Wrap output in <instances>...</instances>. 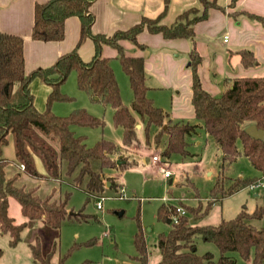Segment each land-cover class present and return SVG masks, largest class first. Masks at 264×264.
Listing matches in <instances>:
<instances>
[{"label": "trees", "instance_id": "obj_1", "mask_svg": "<svg viewBox=\"0 0 264 264\" xmlns=\"http://www.w3.org/2000/svg\"><path fill=\"white\" fill-rule=\"evenodd\" d=\"M169 1L164 0V9L157 17H142L130 28L117 30L110 36L92 33L94 17L89 11L90 0L36 2L30 34L32 40H62L64 22L70 16L78 17L80 34L70 52L59 56L49 66L38 67L30 72L25 71L22 37L0 31V230L9 233L11 246L18 243L25 223L14 224L8 215V197L17 200L23 216L34 221L43 219L53 229H59L64 220L70 217L66 210L68 192L61 199L55 198L53 193L40 197L36 188L16 185L19 173L11 176L6 174V167L11 163L23 165V171L32 177L54 179L71 187L82 188L87 197L91 198L105 190L107 181L110 183L108 188L116 190V172L135 163L124 154L130 150H157L160 163L168 165L172 164L173 158L184 162L195 155L189 149L191 142L188 138L196 133L198 126L188 122L166 123V114L147 95L149 87L146 84L144 58L124 52L122 41H129L143 49L144 45L137 41V36L146 30L151 34H161L166 39L185 38L191 41L189 61L193 115L202 123L206 134L222 153L220 170L206 204L198 202L193 206L179 201L178 205L162 203L158 207V218L171 223V227L157 237L160 251L157 264H235L232 253L250 260L251 264L263 263L264 228L255 227L250 219L261 218L264 215V205L256 207L251 214L242 210L235 217L222 219L215 225H200L196 221L219 198L227 197L256 182L238 177L223 186L226 166L235 161L241 152L264 175V141L253 139L244 131L249 124H255L264 131V76L232 78L231 84L218 96L205 90L198 72L201 56L195 48L193 26L206 19L209 9L217 7L216 0H198L200 9L185 10L170 25H163L160 19ZM235 1L232 0L233 3ZM246 14L264 27L263 16L248 12ZM87 37L93 40L95 48L92 58L84 61L78 48ZM103 45L115 49L116 58L128 77L132 91L129 107L122 105L118 84L110 65L111 57L102 55ZM240 58L244 67L257 64L256 58L248 50H241ZM71 71L76 74L79 89L113 108V124L122 129L121 145L100 139L94 145L87 146L84 136L75 135L71 126L94 128L104 125L102 119L92 116L85 109H76L65 116H58L50 111L52 102L70 99L60 92V87ZM36 77L49 86L46 108L43 111L34 106L29 89L30 82ZM138 123L141 124L142 141L136 128ZM33 127L47 137L49 142L36 139L32 134ZM10 136L13 137V160L3 155ZM238 142L241 152L237 148ZM33 154H38L43 160L44 173L34 164ZM177 207H182L185 214L179 215ZM173 214H178L177 223L171 220ZM198 236L217 246L220 253L217 259L210 252H196L194 242ZM133 243L136 248L133 259L139 264H147L148 251L139 223ZM31 252L36 264H50L52 252L42 255L38 243L31 245ZM58 264L63 262L60 260Z\"/></svg>", "mask_w": 264, "mask_h": 264}, {"label": "rangeland", "instance_id": "obj_2", "mask_svg": "<svg viewBox=\"0 0 264 264\" xmlns=\"http://www.w3.org/2000/svg\"><path fill=\"white\" fill-rule=\"evenodd\" d=\"M242 18L246 17L241 13L234 15V17L232 16L231 27L236 28L240 33L243 32V35L245 32L248 34L247 37L243 36L242 40L245 41L239 44L238 47L234 48L231 44L232 42L227 43L224 41L225 43H222L223 40H219L222 36L221 33L215 34L212 39L220 45L222 51L230 50L234 55L237 53L235 50L253 51L258 62L254 66L243 67L245 72L241 75L264 76V35H262L264 29L259 27L260 29L258 30L251 28L252 30L246 31L247 27H244L245 23L242 22ZM249 22L256 24L254 21ZM231 35L235 36L234 32ZM261 35L263 42L255 43L254 41H258ZM110 50H113V48L111 47ZM124 52L128 54L129 50L124 47ZM176 53L179 58L182 56V53ZM110 57V65L118 84L122 105L129 107L132 91L128 77L123 72L116 54ZM247 70L248 72H246ZM31 84V90L35 95V103L37 105L41 103L42 108L39 107V110L43 111L46 108L47 95L45 96L42 90L48 91L49 86L39 77L34 78ZM215 85H217L219 91L217 90L214 95L218 96L221 94L224 85L223 82ZM60 92L70 99L51 103L50 111L55 115L65 116L76 109L82 108L92 116L103 120V127L71 126L75 135L85 137L87 146L94 145L100 139H107L116 144L121 142L122 129L115 127L113 124V108L105 106L101 100L94 99L87 91L79 89L74 71H71L61 84ZM148 95L155 99L157 106L162 107L169 113L173 112L170 99L174 95L173 89L165 88L164 91L159 93L151 90ZM183 115L186 117L183 118L184 120H173L171 123L188 122L192 124L196 121L193 117L186 114ZM198 122L202 124L200 121ZM32 134L38 140L49 142L47 137L34 127L32 128ZM188 140L191 142L189 149L195 155L193 158L184 161L183 164L173 166L176 170V174L172 178L174 183H171L170 179L164 180L162 178L158 168L160 163L150 162V164H146L138 155L132 156L131 154L135 153L134 149L130 151L131 153H124L127 158L131 157L136 162L116 172L118 175L117 180H115L117 182L115 185L116 190L108 188L109 186L105 184V190L101 194L88 198L82 188L62 185L61 195L63 196L65 192L69 193L68 209L72 213L77 214L72 216L71 219H65L58 230L45 229L38 231L32 228L24 229L20 234L21 240L15 246L9 244L8 232L0 231V264H32L29 255V243L34 235L38 237L42 254L47 250L51 251L54 249L53 258H51L55 263H57V258L59 257L63 264H139L133 259L136 254L133 236L138 230V223L142 229L148 251L147 264H157L160 260L157 237L160 233H166L171 227V223L158 218V207L162 203L178 205L179 201L193 206L197 205L198 202L202 205L206 204L210 189L213 187L220 170L221 150L206 134L202 125L197 127L196 133L190 136ZM53 146L57 149L55 144ZM237 148L241 152L240 142L237 143ZM13 149V137L10 136L9 145L5 148V153L8 155ZM143 152H146V150H143ZM150 154L157 155V150H152ZM33 159L39 171L44 173L45 165L41 157L38 154H33ZM171 160L175 161L174 158ZM223 173V186H227L238 177L256 180L258 186L253 189L247 186L227 197L216 200L210 206L208 212L197 219L196 223L200 225H215L222 219L227 220L235 217L242 210L251 214L256 207L264 205V175L253 167L242 152L235 161L226 166ZM58 185V183H53L48 190L41 185L38 188V194L44 197L45 194L51 191L53 186L58 187ZM121 188L123 190L120 194ZM53 196H57L56 191ZM99 197H103V199L100 200L101 208L97 209L95 202ZM15 204L18 206L16 201ZM11 211L12 215L16 217V211L13 206ZM250 223L257 228H264V215L261 218L250 219ZM53 240H55V243H53ZM91 241L93 242L90 243ZM194 243L198 254L210 252L213 254L214 259L218 258L220 253L215 244L203 241L199 236L195 238ZM232 254L235 258V264H251L250 260H244L237 254ZM262 264H264V260Z\"/></svg>", "mask_w": 264, "mask_h": 264}, {"label": "crops", "instance_id": "obj_3", "mask_svg": "<svg viewBox=\"0 0 264 264\" xmlns=\"http://www.w3.org/2000/svg\"><path fill=\"white\" fill-rule=\"evenodd\" d=\"M45 1L47 0H0V31L22 37L24 42L23 53L26 72H30L31 70L38 67H46L51 65L59 56L70 52L75 47L79 38L80 21L78 17L70 16L64 22V38L62 40L44 42L31 39L30 34L33 23L34 4L36 2L41 3ZM216 4L217 7L209 9L206 19L195 23L193 26L195 32V48L201 56V63L198 66L201 83L204 89L212 95H214L217 90L219 91V88L215 84H220V82H223L224 90L231 84L232 78L238 76H253L241 75L245 71L243 70L244 66L241 63L239 52L243 49L235 50V52H237L235 55L230 50L222 51L220 45H218L216 41L212 39V36L221 33L222 36L219 40H223L222 43H225L224 36L227 35L226 42H232L231 44L234 48L238 47L239 44H242L245 41L242 40L243 36H248L247 32H245L243 35V32L240 33L236 28L231 27L233 20L232 16L234 17V15L240 13L246 17L241 19L242 22L245 23L244 27H247V30H244L248 31L251 28L257 30L260 28L264 29V27L259 22L251 19L246 14L248 12L264 17V0H236L234 3L232 0H216ZM190 8L200 9L198 0H170L167 9L160 19V23L163 25H170L175 21L179 14ZM163 9L164 0H90L89 11L94 17L91 31L94 34L110 36L117 30H126L130 28L134 24L138 23L142 17H157L163 11ZM248 19L249 21L256 22V24H251L252 22H249ZM253 31L255 32V30ZM233 32L235 36L231 35ZM262 35H264V33ZM262 35L260 38H258V41L256 40L254 42L257 44L263 42ZM219 40L218 42L221 43ZM137 41L144 45L143 49L137 48L133 43H128L129 41H122L121 44L126 50H129V55H140L144 58L146 84L149 87L147 95L151 90H155L159 93L164 91L165 88H169L173 89L174 91V95L170 98L173 112L169 113L160 107L166 114L165 122H173V120L178 119L184 120L183 118L186 117L183 114L194 118L191 105L190 89L191 67L189 61V51L192 47L191 41L185 38L166 39L161 34H151L146 30L138 34ZM94 48L93 40L87 37L79 46L78 53L84 61H88L94 55ZM110 48L111 47L107 45H103L102 55H115V49L110 50ZM248 51L252 52L254 55L253 51ZM176 52L182 53V56L179 58V55ZM254 57L257 60L256 55H254ZM246 72H248V70ZM53 77H55V75ZM31 83L32 81L29 84V89L33 95V103L36 109L39 110V107L42 108L41 103L38 105L35 103V95L31 90ZM42 91L46 96L49 92V89L48 91ZM150 98L155 104V99L153 97ZM138 124V136L142 141V133L140 131L141 124ZM192 124H196L198 127H201L202 125L197 120ZM8 145L6 147H8ZM118 145H121V142L118 143ZM5 148L3 155L9 160H13L14 149L12 152L10 151L8 156L5 153ZM143 150L146 149L136 148L134 150L135 153H132L131 155H138L142 161H145L146 164H150L149 155L151 151L146 150V152H143ZM147 157L149 158L148 161H146ZM129 159L132 158L130 157ZM173 162L175 163H172V167L183 164V162L178 160ZM16 172L19 173L15 182L16 185L23 186L25 188L34 187L36 188V193L38 194V188L41 185L45 186V189L48 190V188L51 187L53 183H58V187L53 186L51 191L47 194L52 192L54 193L56 191L57 196H54L55 198L61 199L64 197V195L62 196L60 192L62 185L68 186L66 183H61L54 179L35 178L25 173L15 163L7 165L6 174L8 176H11ZM169 181L174 183L172 178H170ZM106 185L109 186L110 183L109 185L106 183ZM15 201L17 202V200L13 197H8V215L13 219L14 224L25 223V227L21 230V232L27 228H32L33 230L38 231L45 229L56 230L47 226L43 219H37L34 221L23 216L21 213L20 204L17 202L18 206H16ZM12 206L16 211V217L12 215ZM66 209L67 213L69 214L71 210H69L68 207ZM76 214L77 213H70V217L66 219H71L72 216ZM16 218L18 219L16 220ZM50 234L52 233L50 232ZM20 240L21 239H19V241ZM35 243H38L40 247V243L36 235L31 238L29 243V255L31 257L32 264H36L33 260L31 252V245ZM53 243H55V240H53ZM53 251L54 249L51 251L47 250L43 254L41 252V254L46 256L50 252L53 253ZM53 255L54 254H51L52 258ZM51 257L50 264H58L60 261L59 257L57 258V263H55Z\"/></svg>", "mask_w": 264, "mask_h": 264}, {"label": "built area", "instance_id": "obj_4", "mask_svg": "<svg viewBox=\"0 0 264 264\" xmlns=\"http://www.w3.org/2000/svg\"><path fill=\"white\" fill-rule=\"evenodd\" d=\"M226 39H227V35L224 36V41H226ZM150 162L151 163H157V162L160 163L159 156L158 155H151L150 156ZM158 166H159L158 168H159V171L161 173V176H162V178L164 180L173 178V176L176 174V170L171 165H168L166 163L165 164L160 163V164H158ZM19 167H20L21 170L24 169V166L23 165H20ZM257 186H258V182H255L253 184H250L248 187L250 189H253V188L257 187ZM122 190L123 189L121 188L120 189V194L122 193ZM102 199H103V197H99V199H96L95 206H96L97 209H100L101 208L100 200H102ZM163 199H165V198H163ZM176 212L179 215L185 214V210L182 207H177L176 208ZM178 214H173L171 216V220H172L173 223H177V221H178Z\"/></svg>", "mask_w": 264, "mask_h": 264}, {"label": "water", "instance_id": "obj_5", "mask_svg": "<svg viewBox=\"0 0 264 264\" xmlns=\"http://www.w3.org/2000/svg\"><path fill=\"white\" fill-rule=\"evenodd\" d=\"M139 127V124L136 125V128ZM245 133L252 137L255 140H261L264 141V131L262 129H259L256 127L255 124H249L244 128ZM149 158H146V161H148ZM107 184L109 185V182H107ZM72 212H69V214Z\"/></svg>", "mask_w": 264, "mask_h": 264}]
</instances>
